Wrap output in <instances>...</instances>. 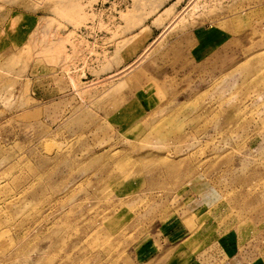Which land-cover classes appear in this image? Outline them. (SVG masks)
I'll return each mask as SVG.
<instances>
[{"label": "rangeland", "instance_id": "374dc122", "mask_svg": "<svg viewBox=\"0 0 264 264\" xmlns=\"http://www.w3.org/2000/svg\"><path fill=\"white\" fill-rule=\"evenodd\" d=\"M0 264H264V0H0Z\"/></svg>", "mask_w": 264, "mask_h": 264}]
</instances>
